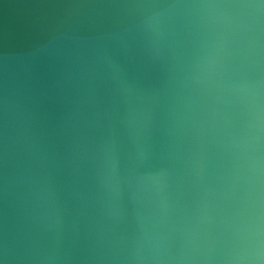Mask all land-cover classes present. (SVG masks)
<instances>
[{
  "label": "water",
  "instance_id": "1",
  "mask_svg": "<svg viewBox=\"0 0 264 264\" xmlns=\"http://www.w3.org/2000/svg\"><path fill=\"white\" fill-rule=\"evenodd\" d=\"M0 264H264V0H0Z\"/></svg>",
  "mask_w": 264,
  "mask_h": 264
}]
</instances>
